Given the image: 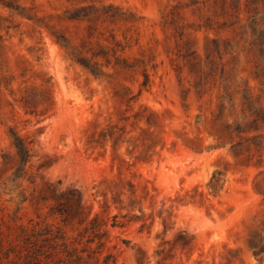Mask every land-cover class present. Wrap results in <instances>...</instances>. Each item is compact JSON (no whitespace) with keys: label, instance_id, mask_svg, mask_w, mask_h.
Wrapping results in <instances>:
<instances>
[{"label":"rangeland","instance_id":"obj_1","mask_svg":"<svg viewBox=\"0 0 264 264\" xmlns=\"http://www.w3.org/2000/svg\"><path fill=\"white\" fill-rule=\"evenodd\" d=\"M92 4L125 13L102 77L62 19ZM0 86L5 249L21 228L82 249L98 215L117 264H264V0H0Z\"/></svg>","mask_w":264,"mask_h":264},{"label":"trees","instance_id":"obj_2","mask_svg":"<svg viewBox=\"0 0 264 264\" xmlns=\"http://www.w3.org/2000/svg\"><path fill=\"white\" fill-rule=\"evenodd\" d=\"M75 11L76 14H67L62 19L72 23H87L88 36L86 40L82 41V47H90L86 48V52L90 53V57L80 56L74 49L69 55L95 77L107 76L104 68L115 67L117 63L115 62L114 65L111 63V49L109 47L111 42L109 38L105 37L100 27H103L106 22L118 24L120 21L125 20V13L113 5L105 4L82 6ZM32 17L37 23L42 21L41 17ZM45 27L49 28L47 25ZM102 29L105 30L106 27ZM51 35L56 37L57 42L64 48L67 50L71 49L69 38L63 35L56 36L54 33H51ZM111 37L115 46L120 47L121 43L116 40L115 36L112 34ZM94 45L97 46L98 50H93L92 46ZM100 60L105 62L103 63ZM116 61H118L117 58ZM145 77L148 79L147 74H145ZM15 101L18 102V100ZM22 102L23 99L21 100ZM23 103L24 107L27 108L26 102ZM30 114L38 116L36 111L30 112ZM13 145L20 164L26 165L30 158L29 146L17 133L13 134ZM219 174L218 172L217 175ZM213 181L216 182V175L213 177ZM70 213L71 211L69 210H60V215L64 222L69 220ZM83 215V211L78 213L80 219L83 218ZM92 222V236L88 238L87 245L82 249L71 247L66 237L63 234H59V232L55 235L52 230L37 228H21L20 238H22L23 245H10V248L5 249L4 232L0 229V264H117V254L110 252L106 247L107 231L102 230L104 223L99 221L98 215ZM80 241L82 240H79V242L75 240L72 245H75V243L80 244ZM93 243H96L95 248L91 246ZM106 250L107 252H105Z\"/></svg>","mask_w":264,"mask_h":264}]
</instances>
